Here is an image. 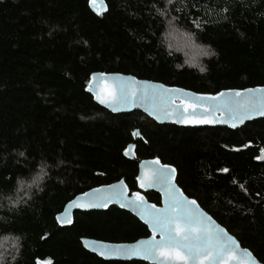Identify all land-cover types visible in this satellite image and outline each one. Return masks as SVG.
<instances>
[{
  "label": "trees",
  "instance_id": "obj_1",
  "mask_svg": "<svg viewBox=\"0 0 264 264\" xmlns=\"http://www.w3.org/2000/svg\"><path fill=\"white\" fill-rule=\"evenodd\" d=\"M105 2L97 17L87 0H0V174L7 181L0 203L39 176L18 205L0 207V239L16 244L0 264H149L105 262L80 243L147 238L123 210L76 213L66 228L55 221L92 188L123 179L137 191V162L123 155L131 143L137 160L175 167L178 187L264 264V158L256 159L264 157V118L234 131L177 128L139 112L113 115L86 92L94 72L197 94L264 86V0H174L175 8L166 0ZM193 19L202 22L199 31ZM168 26L215 55L192 66L167 46ZM144 196L160 204L158 194Z\"/></svg>",
  "mask_w": 264,
  "mask_h": 264
},
{
  "label": "snow or ice",
  "instance_id": "obj_2",
  "mask_svg": "<svg viewBox=\"0 0 264 264\" xmlns=\"http://www.w3.org/2000/svg\"><path fill=\"white\" fill-rule=\"evenodd\" d=\"M87 2L96 15H101L102 11L106 10L103 3L98 6V0ZM166 2L175 8L174 0ZM182 18L187 22V16ZM178 19L180 18H173ZM173 20L169 23L171 24ZM192 26L199 31L202 22L197 23L193 19ZM203 54L215 55L210 50L204 51ZM204 70L200 69L201 72ZM101 81H111V86L106 85L105 92L97 91ZM86 91L91 93L98 104L112 113H125L135 108H143L148 116L160 122L171 120L174 123L190 125L227 124L235 129L245 121L264 117V87L246 88L242 91L228 89L217 91L214 95H200L186 92L181 88L169 87L164 83L138 80L135 76L93 73L88 80ZM177 98H180V104L175 103ZM133 135L138 136L139 133L134 132ZM235 151L240 149L237 148ZM260 151L264 153V149ZM20 155L23 156L24 153ZM124 155H128L127 150ZM262 158L264 157H256ZM152 164L156 167L147 185L141 177L138 176L137 180L140 188L159 187L164 198L163 207L149 204L139 191L129 195L128 186L121 179L116 184L93 188L76 196L69 202L64 212L57 215L56 221L61 225L71 224L73 221L68 215L69 208L100 209L108 208L110 204H118L121 209L135 213L151 230L152 235L131 245L83 240V246L101 258L108 260L140 256L145 260H156L158 257H166L171 264V259L175 257L183 264H220L221 261L229 264L231 254L240 249L237 240L201 207L198 199L189 198V195L177 187L175 167L161 164L158 159L152 161ZM221 171L227 173L229 169L224 168ZM5 182H7L5 177L0 174V183ZM157 234L160 237L158 240ZM241 252L248 257L245 264H260L248 249H242Z\"/></svg>",
  "mask_w": 264,
  "mask_h": 264
},
{
  "label": "water",
  "instance_id": "obj_3",
  "mask_svg": "<svg viewBox=\"0 0 264 264\" xmlns=\"http://www.w3.org/2000/svg\"><path fill=\"white\" fill-rule=\"evenodd\" d=\"M100 3H103V5H104V7H105V9H106L105 11H102L101 15H96V13L91 9V7L88 6L89 9L92 11V13H93L95 16H97V17H102V16L107 12V5H106L105 0H98V6H99ZM94 73L99 74V73H103V72H94ZM92 74H93V73H92ZM92 74L90 75V77L92 76ZM105 74H116V73H105ZM119 74H121V73H119ZM121 75H124V76H132V75H126V74H121ZM137 79H138V78H137ZM138 80H140V79H138ZM148 81H149V80H148ZM152 82H153V81H152ZM153 83H159V82H153ZM94 84H95V82H94ZM106 85H107V86H111V81H107V82H105V81H101V82L99 83L98 87H97V91L105 92V91H106ZM261 87H264V86H261ZM176 88H177V87H176ZM253 88H259V87H253ZM245 89H246V88H245ZM184 90H185V89H184ZM235 90L242 91L243 89H235ZM185 91H186V92H191V91H188V90H185ZM223 91H226V90H223ZM86 92H87V91H86ZM87 93L92 97L91 93H89V92H87ZM191 93H194V92H191ZM196 94H197V93H196ZM200 95H203V94H200ZM92 99H93V102H94L96 105H98L99 107L103 108L104 110L108 111L109 113H111V114H113V115H118V114H129V113L139 112V113H141L142 115L146 116L148 119H150L151 121H153L154 123H156V124H158V125H169V126H174V127H177V128H187V129H194V128H225V129H228V130H232V131H234V130H238V129L242 128V127H243L245 124H247V123H250V122H252V121H256V120H261V119L264 118V117H256V118L253 119V120L245 121V123H244L243 125H239V126H238L237 128H235V129L229 127L227 124H215V125H200V124L190 125V124H178V123H174V122L171 121V120H166V121H163V122L157 121V120H155L153 117L148 116V114L143 110V108H135V109H132L131 112H125V113H112L109 109L105 108L103 105L98 104L97 101H96L94 98H92ZM184 99L187 100L188 98H187V97H184ZM175 103H176V104H180V98H177L176 101H175ZM217 115H219V114L217 113ZM134 132H138V131L135 130ZM134 132H133V133H134ZM133 133H132V137H133L134 140H136L137 138H139V135H138V136H134ZM125 150L128 151V155L125 156V155H124V152H125V151H124V152H123L124 157H125L127 160H129V161H136V162H137V176H136L137 191H139V192L141 193V195H143V196H144V193H146V192H153V193L158 194V195L160 196V204L157 205V207H163V206H164V203H163L164 198H163L162 193L159 191V187L157 186V187H151V188H149V187L140 188V186H139V181L137 180V177L139 176V177H141V178L145 181V184L147 185V183L151 180V173H152L153 169L156 167L155 165L152 164V161L157 160L158 158H150V159L137 160L136 157H135V153H134V144H133V143H131L130 145H128L127 148H126ZM158 160H159V159H158ZM159 161H160V160H159ZM160 162H161V161H160ZM161 164H163V163L161 162ZM170 166H171V165H170ZM172 167H173V166H172ZM122 180H123V179H122ZM118 182H119V181H117V182H115V183H112V184H116V183H118ZM174 182H176V181H174ZM109 185H111V184H109ZM105 186H107V185H102V186H99V187H105ZM99 187H95V188H99ZM177 187H178V185H177ZM178 188H179V187H178ZM92 189H93V188H92ZM90 190H91V189H90ZM90 190H88V191H90ZM181 191H182V190H181ZM86 192H87V191H86ZM134 192H136V191H134ZM131 193H132V192H130L129 189H128V194L131 195ZM81 194H82V193H81ZM81 194H79V195H81ZM79 195H77V196H79ZM75 197H76V196H75ZM75 197H74V198H75ZM144 197H145V196H144ZM74 198H73V199H74ZM145 200H146L149 204H153V203H150L146 198H145ZM69 202H70V201H69ZM69 202L63 207L62 211H61L60 213H58L57 215H60V214H62V213L64 212V209L68 206ZM111 207H116V208H118V209H120V210H123V211H125V212L131 214V215H132L133 217H135V218H136L141 224H143V221H141V220L139 219V217H137V216L135 215V213L131 212V211L128 210V209H121V208L119 207L118 204H110L108 208H100V209H87V210H85V209H73V208H69V209H68V215L72 218V221H73L74 215H75L76 213L104 212V211H106L107 209H109V208H111ZM57 215L55 216V221H56V217H57ZM56 223H57L60 227H62V228H66V227H70V226L72 225L73 222H72L71 224H66V225H61V224L58 223L57 221H56ZM143 225H144V224H143ZM144 226L147 228V230H148V232H149V236H148L147 238H142V239H148V238L151 237L152 233H151V230L148 229L147 225H144ZM220 226H221V225H220ZM221 227H222V226H221ZM225 230H226V229H225ZM229 235H230V234H229ZM231 236H232V235H231ZM159 238H160V237H159V234H157L156 239L158 240ZM85 239H87V240H94V239H90V238H81V239H80V243H81L83 249L86 250L87 252H89L90 254L96 256L97 258H99V259L105 261V262H120V263H127V262H135V261H137V262H146V263H149V264H169V260H168V258H166V257H158L156 260H145V259H143V258L140 257V256H131L130 258H128V257H124V258H119V259H108V260H105V259L101 258V257L98 256L97 254L91 252L89 249H87V248H85V247L83 246V243H82V242H83V240H85ZM142 239H138V240H136V241H134V242H130V243H112V244H125V245H131V244H134V243H136L137 241L142 240ZM95 241H97V240H95ZM99 242H102V241H99ZM237 242H238V241H237ZM102 243H109V242H102ZM238 244H239V242H238ZM239 245H240V244H239ZM242 249H245V248H243V247L240 245V249H238L236 252H234V253L231 254V257H232V258H231V260L229 261V264H245V261L248 260V257H247L246 255H243V254H242V252H241ZM252 255H253V254H252ZM253 257H254V256H253ZM254 258H255V257H254ZM171 264H183V262L180 261V260H177V259H175V257H173V258L171 259ZM220 264H224V261H221ZM260 264H262V263L260 262Z\"/></svg>",
  "mask_w": 264,
  "mask_h": 264
},
{
  "label": "rangeland",
  "instance_id": "obj_4",
  "mask_svg": "<svg viewBox=\"0 0 264 264\" xmlns=\"http://www.w3.org/2000/svg\"><path fill=\"white\" fill-rule=\"evenodd\" d=\"M165 42L167 46L170 47L169 49L182 52L181 54L186 59V61L194 67H201V60L209 56L203 54L204 51H207L208 49L196 45L191 36L181 31L175 30L172 26L167 27V31L165 33ZM38 180L39 176H35L28 182L21 183L16 193L9 200H4V202H1L0 207L5 205V202L12 206L18 205L27 195V191ZM15 246L16 244L13 239H0V262L2 260L4 261L15 253Z\"/></svg>",
  "mask_w": 264,
  "mask_h": 264
}]
</instances>
